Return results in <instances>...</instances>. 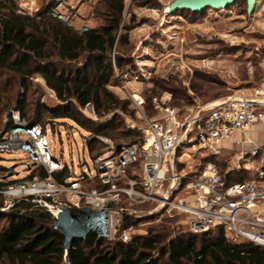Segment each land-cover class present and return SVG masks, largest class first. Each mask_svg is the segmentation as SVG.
Listing matches in <instances>:
<instances>
[{"label":"trees","instance_id":"1","mask_svg":"<svg viewBox=\"0 0 264 264\" xmlns=\"http://www.w3.org/2000/svg\"><path fill=\"white\" fill-rule=\"evenodd\" d=\"M55 1L49 0L31 16L21 12L16 0H0V75L11 76L10 92L17 88L14 98L8 99L11 109L4 123L0 122V134L13 127L11 112L18 111L30 125L40 124L44 129L58 121L73 122L90 135L86 144L91 156L102 146L99 137H140L126 129L118 115L127 111V103L109 89L130 63L126 59L130 46L127 0H102L104 23L84 33L52 16ZM36 78L53 93L57 100L53 107L38 102L32 107L31 82ZM89 105L99 119L110 118L95 122L85 117L82 109ZM207 160L215 163L214 158ZM30 169H38L40 178L47 176L42 167ZM234 175L237 181L247 177L243 171ZM67 176V167L55 175L59 181ZM34 177L32 173L29 179ZM16 182L0 181V190ZM145 218L123 216L120 231ZM64 242L54 228L53 216L30 199L0 211V264H264V247L232 243L222 227L201 234L180 230L172 236L150 230L129 243L119 236L101 239L90 234L74 241L68 252Z\"/></svg>","mask_w":264,"mask_h":264},{"label":"built area","instance_id":"2","mask_svg":"<svg viewBox=\"0 0 264 264\" xmlns=\"http://www.w3.org/2000/svg\"><path fill=\"white\" fill-rule=\"evenodd\" d=\"M64 5L65 0H57L51 14L72 27L78 14L74 7ZM61 7L66 11H60ZM73 28L79 33L88 30L87 26ZM153 106L161 117L145 118L140 141L109 147L94 159L93 170L69 175L63 181L55 175L71 167L54 157L46 130L40 124L30 125L18 111H12L13 127L0 135V155L25 153L27 166L42 167L47 176L9 186L4 194L11 200H6L0 211L30 199L54 218L64 208L78 213L84 208L103 210L113 203L109 208V239L119 236L129 243L143 224H131L120 231L123 216L157 214L171 219L185 217L178 225L188 226L192 233L222 227L232 243L264 247V143L241 154L238 167L252 171L249 180L229 181L216 163L207 160L220 156L222 145L237 133L246 136L252 127L264 124V77L248 94L196 103L185 112L157 97ZM189 151L199 152L203 158L196 168L189 164ZM146 204L155 208L146 213L133 207Z\"/></svg>","mask_w":264,"mask_h":264},{"label":"rangeland","instance_id":"3","mask_svg":"<svg viewBox=\"0 0 264 264\" xmlns=\"http://www.w3.org/2000/svg\"><path fill=\"white\" fill-rule=\"evenodd\" d=\"M48 1L16 0L21 12L31 16ZM173 1L136 0L132 3L127 0L125 21L129 28L130 46L126 49V59L130 63L115 82L109 85V89L127 103V111L118 112V115L124 120L126 129H133L140 133V137L134 140L124 136L116 140L99 139L102 146L99 145L98 152L91 156L86 144L90 135L76 124L63 120L46 126L47 139L54 157L71 167L68 168V176L93 170L94 159L111 146L140 141L144 135L145 118L161 117V113L153 106V98L163 99L185 112L196 103L248 94L264 77V0L257 1L252 14H246L244 2H237L219 11L206 9L197 14L188 11L164 13ZM65 5L74 7L76 12L78 8L85 9L86 18L78 19L77 16L73 21L76 28L87 26L92 29L104 23L100 14L103 12L102 0H65ZM64 7L59 10L65 12ZM9 79L11 76L0 75L2 123L11 109L7 104L8 99H13L17 91L15 87V92H10ZM30 99L32 107L37 102L45 108L57 104L53 93L40 78L31 82ZM139 102H143L142 106H138ZM82 113L95 122L110 118L107 116L99 119L91 105L82 109ZM189 153V164L196 168L203 158L199 152ZM205 153L209 155L207 151ZM28 164L25 153L0 155V181H17L14 184H18L31 180L29 176L32 173L39 177L40 171L30 169ZM188 170L189 166L186 167ZM236 176L229 175V181H237ZM252 178L253 175H247L243 181ZM11 185L2 189L0 201L3 204L11 200V197L4 194ZM133 207L147 213L155 205ZM156 215L146 216L143 224L137 227L135 235H143L150 230L171 236L180 230L189 231L188 226L178 225V221L185 217L171 219Z\"/></svg>","mask_w":264,"mask_h":264},{"label":"water","instance_id":"4","mask_svg":"<svg viewBox=\"0 0 264 264\" xmlns=\"http://www.w3.org/2000/svg\"><path fill=\"white\" fill-rule=\"evenodd\" d=\"M236 1L245 2L247 14H252L258 0H174L169 5V11L166 14L177 13L181 10L200 12L206 9H213L219 11L228 8ZM112 206L113 203H109L107 208L103 210L84 208L78 213L70 209H62L54 217V228L65 238L66 252H68L74 241L83 240L90 234H97L101 239H109V208Z\"/></svg>","mask_w":264,"mask_h":264},{"label":"crops","instance_id":"5","mask_svg":"<svg viewBox=\"0 0 264 264\" xmlns=\"http://www.w3.org/2000/svg\"><path fill=\"white\" fill-rule=\"evenodd\" d=\"M84 13V8H78V19L86 18V16H84ZM245 138L248 139L247 143L244 142ZM258 143H264V124L252 127L246 136H244L242 133H237L233 140L224 143L222 145L223 151H221L220 156L214 158L215 163L219 166L221 172L229 179V175L241 171V165L240 167H238L241 154L250 153V151L253 150L255 144ZM243 172L247 173V175L250 176L253 175L252 171L250 170Z\"/></svg>","mask_w":264,"mask_h":264},{"label":"bare ground","instance_id":"6","mask_svg":"<svg viewBox=\"0 0 264 264\" xmlns=\"http://www.w3.org/2000/svg\"><path fill=\"white\" fill-rule=\"evenodd\" d=\"M168 11H169V7H167V8L165 9L164 13H168Z\"/></svg>","mask_w":264,"mask_h":264}]
</instances>
